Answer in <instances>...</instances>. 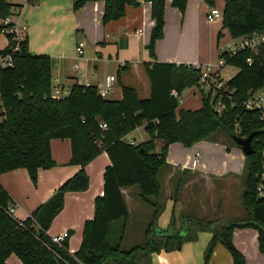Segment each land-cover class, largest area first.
Segmentation results:
<instances>
[{
  "label": "trees",
  "instance_id": "obj_1",
  "mask_svg": "<svg viewBox=\"0 0 264 264\" xmlns=\"http://www.w3.org/2000/svg\"><path fill=\"white\" fill-rule=\"evenodd\" d=\"M38 4L41 0H28ZM101 0H77L73 10L87 3ZM103 23L119 21L128 7H139L141 0H104ZM152 4L155 26L148 50L154 57L155 45L164 38L167 0H146ZM172 6L184 15L188 0H171ZM215 8V0H204ZM10 0H0V35L14 26L3 21L15 16L16 8ZM223 26L233 39L264 32V0H225ZM0 57L10 55L12 66L0 67V175L26 169L37 185L40 170L56 166L51 143L55 139L69 140L72 147L70 165L79 166V172L67 180L55 194L19 227L8 213L12 201L0 185V264H7L10 256H17L23 264H149L151 256L161 249L180 250L186 236L175 228L176 215L167 230L158 223L166 209L160 174L167 166L171 145L179 143L192 147L201 141H217L225 134L238 148L234 136L247 137L257 132L253 140L255 153L246 157L245 189L242 195L245 218L231 220L193 216L199 231H208L213 237L205 252L209 264L217 245H223L233 264H246L245 257L234 245L236 229H254L258 232L259 250L264 254V119L259 111L245 109L243 102L250 93L264 90V45L258 55L241 51L234 56L220 54L227 64L238 69L228 81L235 90L228 108L219 113L210 97L202 95L199 110H181L172 94H183L195 87L200 71L191 65L170 63L144 64L151 84V94L140 98L138 91L124 85L122 100L103 98L93 85L74 84L66 98L51 97L54 61L47 55L32 54L28 37L20 42L14 34ZM18 46V51L14 48ZM252 57L253 62L247 60ZM238 105L233 107L232 103ZM106 123L104 130L100 124ZM144 127L147 140L131 145L126 137ZM241 134H238V130ZM161 151L157 154V144ZM106 152L111 164L104 173V193L95 200V216L85 223L83 241L78 252L71 254L68 242L55 245L48 231L54 219L63 211L68 193L85 192L90 186L86 167ZM139 187L141 198L153 210L145 232V242L131 249L123 247L130 213L123 189ZM262 190V194L261 191ZM178 196V188L176 189ZM121 223L115 231L114 224ZM160 238L164 242L160 243ZM145 260V261H144Z\"/></svg>",
  "mask_w": 264,
  "mask_h": 264
},
{
  "label": "crops",
  "instance_id": "obj_2",
  "mask_svg": "<svg viewBox=\"0 0 264 264\" xmlns=\"http://www.w3.org/2000/svg\"><path fill=\"white\" fill-rule=\"evenodd\" d=\"M11 1L21 6L16 8L18 15L13 16L12 21L20 29L26 28L25 33L32 54H43L52 58L54 79H58L59 84L69 90L76 83L102 88L110 79H114L115 86L110 99L115 101L122 100L124 85L135 88L140 94L144 77L149 81L144 64L170 63L196 66L214 63L220 55L221 48L228 47L235 41L224 28L223 17L212 22L207 19L213 8L204 0H188L184 15L172 6L171 0L166 1L164 38L156 42L154 57L151 56L148 47L155 21L152 18V4L146 0H141V5L137 8L128 7L125 17L107 25L103 23L104 0L87 3L77 11L73 10L77 0H41L38 4H31L28 0ZM215 1V8L224 12L225 0ZM80 42L86 43L81 58L77 54ZM8 45V38L1 34L0 51L6 49ZM76 64L79 65V70L74 69ZM237 73L238 71L232 77ZM82 74H85L84 78ZM147 88L146 95L149 98L150 81ZM141 129L144 128H138L128 137L142 131ZM218 141L221 140L218 139L214 143L201 141L194 145V156L186 163L178 159L181 144L171 145L167 166L162 170L163 190L167 193L170 190L172 192V181L177 174L184 172L183 176L180 174L184 180L188 173H195L202 181V191L205 193L202 197L210 195L212 200H217V196L219 199V202L212 203V206L206 205L207 208L204 209H207V213H218L214 215L216 219L225 220L227 216L230 217L227 220L245 218L246 210L241 205L245 189L246 158L241 148L237 150L238 148L229 149L227 145L226 148L215 146ZM51 148L56 166L49 170H40L37 185L32 182L26 169L0 175V185L8 193L12 204L17 203L20 206L17 210L20 219H26L27 215H31L46 203L62 184L80 170L79 166L70 165L72 147L69 140L55 139L51 143ZM202 152L206 154L203 159ZM198 153L200 164L193 170L192 162ZM209 155L212 156L211 159ZM110 164L109 156L104 152L86 167L90 177L89 189L85 192L66 194L64 209L54 219L48 231L50 237L69 232L70 238L67 242L72 254L78 252L82 245L85 223L95 216V200L104 193V173ZM193 182L194 180L187 181L184 189L187 186L194 188ZM135 187L122 190L130 213L126 233L134 224L131 213L138 200L142 199L141 192L139 194ZM167 195L163 194V200ZM164 203L166 209L158 223V227L163 231L169 228L173 214L178 216L176 212L178 206L174 200L167 198ZM208 206L212 207L211 211ZM202 207L205 206L200 201L198 208ZM193 215H181L182 235L191 229L189 223L194 222ZM191 230L193 231L186 236L180 250L161 249L151 256L149 264H205V252L213 235L208 231L193 228ZM124 241L125 238L123 243ZM233 241L237 250L245 257L246 264H264V254L259 250L256 230L236 229ZM7 264L23 263L17 256L12 255ZM209 264H233V259L228 250L219 244Z\"/></svg>",
  "mask_w": 264,
  "mask_h": 264
},
{
  "label": "built area",
  "instance_id": "obj_3",
  "mask_svg": "<svg viewBox=\"0 0 264 264\" xmlns=\"http://www.w3.org/2000/svg\"><path fill=\"white\" fill-rule=\"evenodd\" d=\"M15 15H18L17 10L15 11ZM222 17H223V12L219 11L216 8H213L208 14L207 19L212 22ZM3 23L6 26L12 25V24H14V26L4 29L2 34L4 35L9 34V33L14 34L15 35L14 40L17 41L18 44L25 39L26 28L23 27L22 29H20L18 25H16L12 21V17L6 18L3 21ZM263 45H264V32L254 33L244 38L235 39V41L228 47H222L220 50V54L226 53L229 56H234L241 51H250L252 55H258L260 48ZM85 47H86L85 42H80L78 44L77 54L79 58L83 56ZM18 48L19 47L16 46L14 48V52L18 51ZM247 62L249 65H251L253 62L252 57H250L247 60ZM12 64H13V59L10 55H8L7 57H0V67L12 66ZM227 65H228L227 61L224 58L218 57L217 61L214 63L203 64V65L198 64L196 66H193L200 71V78L195 88L202 95L206 97H210L211 100L215 102L214 107L216 111L219 113H222L227 110L228 108L227 98L231 99L235 93V90L230 89L228 87V81L230 79L225 80L222 75V70ZM79 68L80 67L78 64L74 66L75 70H79ZM81 76L82 78H84L85 74H82ZM114 86H115L114 79H110L105 87L99 88V94L103 98H108ZM69 94H70V90L64 88L61 84H59L58 79L53 80V89L51 92L52 98L62 99V98H66L67 96H69ZM172 94L175 98L178 99L180 104L183 102L182 95L179 94L177 91H173ZM237 105H238L237 102L232 103L233 107ZM243 106L245 107V109L250 110V111H259L261 113V119L263 120L264 119V91L261 90L258 92L250 93L248 99L243 102ZM100 127L104 130L108 128L106 123L100 124ZM238 134H241L240 129L238 130ZM126 140L131 145H137L139 143L146 141V139L141 136L139 138L130 137L129 140L128 139ZM200 160H201L200 154L198 153L192 162L191 168L193 170H196L198 168L200 164ZM259 190L261 191V194H262V190L261 189ZM18 209H20V206L17 203H13L11 207L9 208L8 213L14 220H16L19 227H24V221L27 219H30L32 217L31 216L32 214L27 215L26 219L24 220L20 219L17 216ZM69 238H70L69 232H65L63 234L50 237L51 241L58 247H62L64 243L69 240Z\"/></svg>",
  "mask_w": 264,
  "mask_h": 264
},
{
  "label": "rangeland",
  "instance_id": "obj_4",
  "mask_svg": "<svg viewBox=\"0 0 264 264\" xmlns=\"http://www.w3.org/2000/svg\"><path fill=\"white\" fill-rule=\"evenodd\" d=\"M11 1V0H10ZM12 2V1H11ZM14 4V2H12ZM218 5V4H217ZM23 35V34H21ZM20 35V36H21ZM238 71L237 68L227 65L225 68H223L222 70V75L223 78L225 80L231 79V77L234 75V73ZM144 81L142 83V86L140 87V98L142 99H147L148 95H146L147 90H148V84L149 81L146 77H144ZM264 91V90H263ZM111 95V94H110ZM108 97V99H110V96ZM182 99L183 102L180 104L179 109H178V113L181 110H199L202 106V94L195 88H189L187 91H185L182 94ZM144 128V127H143ZM142 131L136 132L134 133V135H132L131 137L133 138H139L140 135H144V138L147 140V136L146 132L144 129H141ZM130 137H127L126 139L129 140ZM219 140L218 143L214 144L215 146H220V147H224L226 148V145L229 147V149L231 148H235L237 149L238 147L236 145L233 144L232 141H230L227 136L225 134H220L217 137ZM217 139V140H218ZM223 140V141H222ZM226 141V142H224ZM211 143L213 142H217V141H210ZM196 145V144H195ZM161 144L158 143L157 144V148H156V153L158 154L161 151ZM178 159H180L181 162H188L192 159V157L194 156L195 153V147H184L183 145H179V149H178ZM239 150V148L237 149ZM226 152V151H224ZM218 155V154H215ZM206 154L205 152L201 153V158H205ZM247 156L244 155V158H246ZM209 158L211 159L212 156L209 155ZM217 160L219 159V156L216 157ZM183 173H180L183 176ZM185 173H188V171H185ZM180 174H177L175 176V178H173L174 181H172L173 183V187H172V192L171 190L167 193L166 191L164 192L165 194H168L167 197L164 199L166 200L167 198H170L172 200L175 201L176 206H178V211L176 210V212L178 213V216L176 218L175 221V228L177 230H181L182 229V224H181V215L183 214H194L193 216H197L199 218H207L210 217V219H216L214 215H218V213H214V212H210L211 214L207 213V209L205 210L204 208H207L206 205L209 204V206H212L213 204H216L219 202L218 196H217V200H212L210 198V195H205L204 197H202L205 193L204 191H202V181L200 179H198L195 176V173H188L185 176V179L182 180V176ZM160 183L162 184V186L164 187V175L163 172L160 174ZM190 180H194V182L192 183V186H194V188L192 187H185L184 189V184L187 181ZM178 188V196H176V189ZM135 189L137 190V192L140 194V190L139 187H135ZM164 197V196H163ZM241 199V197L239 198V200ZM200 201H202L203 205L205 207H202L201 209L198 208L199 207V203ZM209 210H212V207H209ZM241 207L243 208V205H241ZM152 209L151 207L144 202L142 199H139L136 206L134 207L133 213H131L132 217H134V224L131 225V227L129 228V230L126 233V237L125 241L123 243V247L125 249H131L141 243L145 242V232L146 229L151 221V217H152ZM212 215V216H211ZM230 217H226L225 220H227ZM121 223L117 222L114 224V229L115 231L120 230L121 228ZM189 226L191 227V229L193 228L194 230H197L198 227H196V223L194 222H190ZM160 243L164 242V240L162 238L159 239ZM145 261V260H144Z\"/></svg>",
  "mask_w": 264,
  "mask_h": 264
},
{
  "label": "water",
  "instance_id": "obj_5",
  "mask_svg": "<svg viewBox=\"0 0 264 264\" xmlns=\"http://www.w3.org/2000/svg\"><path fill=\"white\" fill-rule=\"evenodd\" d=\"M257 132L251 133L247 137L234 136L233 140L241 147L245 156H251L255 153L253 140L257 136ZM189 232V229L188 231Z\"/></svg>",
  "mask_w": 264,
  "mask_h": 264
}]
</instances>
